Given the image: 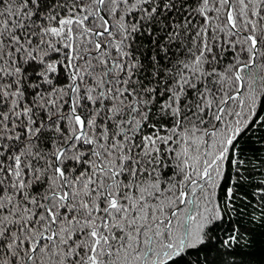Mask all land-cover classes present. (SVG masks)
I'll return each mask as SVG.
<instances>
[{
	"label": "snow or ice",
	"instance_id": "obj_1",
	"mask_svg": "<svg viewBox=\"0 0 264 264\" xmlns=\"http://www.w3.org/2000/svg\"><path fill=\"white\" fill-rule=\"evenodd\" d=\"M0 264H264V0H0Z\"/></svg>",
	"mask_w": 264,
	"mask_h": 264
}]
</instances>
